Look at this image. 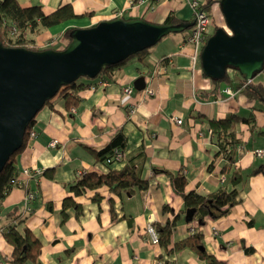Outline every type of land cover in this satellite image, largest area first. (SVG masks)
I'll return each instance as SVG.
<instances>
[{
	"label": "crops",
	"instance_id": "obj_1",
	"mask_svg": "<svg viewBox=\"0 0 264 264\" xmlns=\"http://www.w3.org/2000/svg\"><path fill=\"white\" fill-rule=\"evenodd\" d=\"M17 2L21 6L40 5L44 13L68 3L78 14L62 23L27 32L26 37L34 39L39 47L46 45L54 49L63 47L64 29L91 26L99 20L140 17L156 23L162 22L169 12L179 21L192 18L187 0ZM211 14L222 26L217 2L211 5ZM185 31L169 32L150 46L142 59L130 56L95 78L91 82L93 88L89 85L80 88L74 112L57 94L34 115L31 129L35 135L28 138L16 155V177L21 184L12 186L1 202L6 209L20 205L28 213L25 225L40 240L37 262L26 264H211L190 246L167 255L161 245L144 239L147 216L163 224L178 212L170 245L187 237L192 227L202 232L203 249L223 264H264L262 172L245 174L237 184L239 201L223 216L204 217L199 226L196 220L185 219L183 199L174 193L168 174L153 169L166 168L172 172L180 169L185 174L186 189L210 193L222 185L220 169L226 160L216 155L215 137L209 132L208 119L231 112L242 117L251 113L256 127L264 129V103L239 93L234 81L224 85L232 89L230 95L221 90L223 87L215 95L197 94L196 90L210 88L212 81L202 73L199 60L194 70L189 68V47L179 51ZM227 71L233 80L238 75L233 69ZM137 76H143L145 86L151 87L154 94L146 96L143 89L134 87L129 97L122 93L124 84L133 86ZM253 80L264 83V69L254 74ZM131 105L135 106L133 112H129ZM176 117L182 122L177 124ZM117 128L126 137L125 154H135L141 148L140 175L148 179L147 188L113 196V217L107 189L99 188L103 195L99 203L90 199L93 191L87 190L74 198L81 203V214L77 216L70 206L66 209L67 218L61 222V200L70 194L66 185L76 173L122 167L123 159L109 163L95 160L82 145L102 147ZM237 129L241 143L237 146L240 154L236 164L246 173L264 162V135L251 133L244 122ZM51 140H55V145L49 144ZM257 149L262 151L255 153ZM50 169L52 175L48 176L45 170ZM223 174L226 178V173ZM27 191L35 193L30 200L24 198ZM164 203L167 208L163 210ZM248 247L251 249L245 251ZM10 250L11 246L0 234L2 264H10Z\"/></svg>",
	"mask_w": 264,
	"mask_h": 264
},
{
	"label": "trees",
	"instance_id": "obj_2",
	"mask_svg": "<svg viewBox=\"0 0 264 264\" xmlns=\"http://www.w3.org/2000/svg\"><path fill=\"white\" fill-rule=\"evenodd\" d=\"M219 0H201L200 7L204 8L210 17L211 5ZM70 4H61L49 13H44L40 5H26L21 6L17 0H0V40L2 45L11 47H25L32 50H40L46 48H54L53 46H38L34 39L26 37L27 32H36L40 27H50V25L62 23V21L77 16ZM192 19V18H191ZM12 21L16 28L15 35L9 34L8 23ZM191 21V20H190ZM8 22V23H7ZM163 23H178L180 22L172 12H169ZM210 24V23H209ZM219 25H214L212 31L208 30L205 34L206 39L210 34L214 33V30ZM223 27V26H222ZM185 29L186 31L189 30ZM209 28V25H208ZM225 28V27H223ZM73 27H68L63 30L62 36L65 38L63 46L69 41L68 36L70 30ZM226 29V28H225ZM185 31V32H186ZM63 48V47H62ZM146 49L135 52L130 56H138L143 58L146 54ZM128 56V57H130ZM128 57L122 61L104 66L99 70V73L92 77L87 78L79 76L76 80L65 84L54 95H60L65 99V103L68 105H76L78 96L77 91L84 86L93 85L91 83L95 78L111 66H117L123 63ZM238 73L236 70H234ZM212 86L206 90H196L200 96H206L208 94L215 95L219 89L224 85L234 81L235 89L244 94L250 100H258L264 103V83L261 81L248 80L238 73L236 78L230 77V74L226 70L225 74L221 78H211ZM53 95V96H54ZM53 98V97H52ZM51 98V99H52ZM51 99L46 100L49 102ZM45 102V103H46ZM34 117L29 121L28 126L24 131L23 140L19 149L12 152L8 160L3 165L0 171V234L6 242L11 246L9 262L10 264H26V262L35 263L40 254V240L34 235L32 230L25 225V220L28 217L27 212L20 205H13L11 208H3L1 205L2 199L5 197L7 192L14 184L11 178L16 177L17 169L15 165L16 155L21 152L25 147V144L29 137V130L33 124ZM245 123L248 125L249 131L257 132L264 135V129L256 127L254 116L250 113L247 116H239L238 114L231 112L219 118L208 119V126L210 127L211 134L214 138L216 145V155H222L226 162L221 166L220 172L226 173L225 180L222 181V185L216 190L210 193H198L193 189H186V178L185 174L180 169L174 172L163 168H153L154 171L164 172L168 174L170 186L174 193L176 192L183 199V210L186 212L188 209H193V213L189 220H196L200 226L204 222V217H220L226 214L235 202L239 201L238 187L237 184L246 175H253L257 172L264 174V162L260 163L254 168H251L248 172L243 173L239 165L236 164V158L240 154L237 146L241 143V139L238 134L237 126L239 123ZM126 137L123 134L122 129L117 128L110 139L102 147L96 148L88 146L82 143L83 147L87 149L89 154H92L95 160L107 163L113 161L112 157L115 154V150L120 151L122 154L120 159L124 162L121 168L108 169L107 171L100 172L95 168L81 170L76 173L74 179L66 185L67 189L70 190V194L66 195L61 200L60 214L61 222L67 218L66 209L70 206L75 209V214L79 216L81 214V203L77 202L74 198L85 193L87 190H92L93 194L90 195L92 201L97 203L103 198V195L99 188L107 189L109 192L107 200L110 203V212L112 217L113 210V196L121 195L122 193H131L135 189H146L148 185V179L140 175L141 166L139 164L140 156L143 155L141 148L136 151L135 154H125L126 148ZM109 159L108 160H106ZM139 158V159H138ZM138 159V162H136ZM48 176L52 175V170H45ZM48 171V172H47ZM21 184V183H19ZM17 184V186L19 185ZM50 207V205L48 204ZM167 208L164 203L162 209ZM179 216V212L171 220H165V223L154 222L155 228L158 234V244L163 247L165 254L170 255L179 248L190 246L193 248L198 255L206 258L211 264H223L214 255L208 254L202 247L201 237L202 232L199 229L193 228L189 231V235L173 244L170 245L171 231L175 224L176 218ZM248 247L245 251L250 250Z\"/></svg>",
	"mask_w": 264,
	"mask_h": 264
},
{
	"label": "water",
	"instance_id": "obj_3",
	"mask_svg": "<svg viewBox=\"0 0 264 264\" xmlns=\"http://www.w3.org/2000/svg\"><path fill=\"white\" fill-rule=\"evenodd\" d=\"M226 29L215 28L199 52L202 73L221 78L236 70L250 80L264 69V0H219ZM194 20L151 22L140 17H113L91 26H75L61 49L32 50L3 46L0 40V171L19 149L24 131L46 100L79 76L92 78L104 66L122 61L157 43L169 32H180ZM143 89V76L133 80ZM193 209L185 212L191 218Z\"/></svg>",
	"mask_w": 264,
	"mask_h": 264
},
{
	"label": "built area",
	"instance_id": "obj_4",
	"mask_svg": "<svg viewBox=\"0 0 264 264\" xmlns=\"http://www.w3.org/2000/svg\"><path fill=\"white\" fill-rule=\"evenodd\" d=\"M155 2V1H162V0H137V2ZM188 5L190 7V9H192V20H194L193 25L191 26V28L189 30H187L185 37L182 40L181 46L179 48V51H183L186 50L189 47V53L188 56L190 57V65L189 68H191L192 70H194L195 66L198 63L199 60V52L200 49L202 48L203 44H204V36L205 34L208 32V25L210 23L209 20V16L206 12V10L204 8L200 7V2L201 0H187ZM121 12L119 13L118 16H120ZM8 23V22H7ZM8 28H9V34L10 35H15L16 33V28L15 25L12 21H10L8 23ZM158 70L161 71V66L158 67ZM91 88L94 87V85H89ZM133 86L131 84H124V86L122 87L121 91L123 94H126L128 97L130 96L131 91L133 90ZM144 93L146 96L152 95L153 90L151 87H149L148 85L145 86L143 88ZM223 92L227 93V94H231L232 93V89L229 88V86H225L221 89ZM70 111L74 112L75 108L73 105L69 106ZM135 110V106L131 105V108L129 109V112H133ZM175 122L177 124L182 122V119L180 117H176L175 118ZM210 132V130H209ZM29 137H32L35 135V132L31 129L29 130ZM28 137V138H29ZM50 145H55V140H51L49 142ZM262 151V149H257L255 153H260ZM115 154L112 157V160L115 159H120L122 154L120 153V151L115 150L114 152ZM106 160L109 161V159L106 158ZM225 179V175L222 173L221 177H220V181L222 183V181ZM12 183L14 185H17L20 183V181H18L17 177L11 178ZM33 192H26V195L24 196L25 200H30L34 197ZM146 225L143 229V234H144V239L147 240L149 243L154 244L158 242V234H157V230L155 228L154 222L152 217L149 215L147 216V221H146ZM193 228L190 227L189 231H192ZM160 263V262H158ZM0 264H2V261L0 260Z\"/></svg>",
	"mask_w": 264,
	"mask_h": 264
},
{
	"label": "rangeland",
	"instance_id": "obj_5",
	"mask_svg": "<svg viewBox=\"0 0 264 264\" xmlns=\"http://www.w3.org/2000/svg\"><path fill=\"white\" fill-rule=\"evenodd\" d=\"M210 14H211V11H210ZM210 19L212 20H210V24H209V30L210 31H212V29L214 28V25L216 24V25H218L217 23H218V20L216 19V16H213V14H211V17H210ZM220 23L222 24V26L223 27H225L226 28V25H225V21H224V19H223V16H222V14H221V21H220Z\"/></svg>",
	"mask_w": 264,
	"mask_h": 264
}]
</instances>
